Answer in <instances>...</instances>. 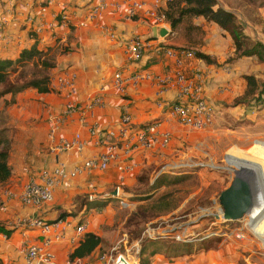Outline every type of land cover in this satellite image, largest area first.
<instances>
[{
  "label": "crops",
  "instance_id": "obj_1",
  "mask_svg": "<svg viewBox=\"0 0 264 264\" xmlns=\"http://www.w3.org/2000/svg\"><path fill=\"white\" fill-rule=\"evenodd\" d=\"M95 1L0 0V60H15L23 50H29L34 45L38 50L51 49L57 52L54 55L57 68L52 71L53 75H60L66 70H71L76 75L74 98L77 102L85 103L90 97L102 92L105 107L97 109L92 118L100 127L118 125L121 115L128 112L137 126L158 118L165 119L163 128L169 131L173 138L176 133L174 130L179 126L155 103L161 100L169 104L184 98L180 97L176 84L165 86L163 93L159 96L157 94L160 85L156 79L171 76L174 72L172 62L159 52V47L188 48L191 44L184 30L179 29L177 33L172 34L169 25L164 23L160 26L169 31V35L165 38L154 37V24L147 17V12L154 9L152 0H137L145 5L133 14L127 0H106L109 6L95 19L87 21L86 13ZM217 1L221 8L234 16L242 34L251 48L255 49L248 55L236 57L234 42L227 31L201 17L194 18L192 24L200 31L194 50L211 59L212 63L208 64L195 57L185 69V75L194 82L195 71L200 73L202 94L214 112V122L216 119L222 120L224 116L236 119L242 116L251 117L249 113L252 117L258 114L259 119L264 113V0ZM40 2L47 7L44 13L40 11ZM163 3L162 1L161 4ZM61 11L70 15L67 26L54 20ZM136 37L147 41L148 47L139 62H131L127 58V48L130 41ZM116 72H120L123 78L128 80L123 92L111 86L112 76ZM140 73H148L151 79L137 83L129 80ZM245 77L254 78L258 87V94L255 96L259 95L262 99L261 106H253L250 99L238 100L246 90ZM52 95H48L51 97L48 111L51 113L48 117L61 113L65 106L63 95L57 92ZM247 103H250V106L246 108ZM246 109H250L248 114ZM7 128L11 131L8 139V165L11 166V158L17 154L18 167L14 171L10 168L11 176L4 184H8L15 194H19L28 179L36 176L41 169L51 168L65 160L72 161L73 158L79 160L74 154L59 157L48 151L49 122L48 125H7ZM76 129L72 122H68L63 126L62 132L71 134ZM166 148L136 154L133 160L136 169L149 161L156 162L157 159L164 158L162 153ZM97 151L89 144L83 156H94ZM106 175L119 178L113 169L80 174L56 187L53 201L39 208L24 206L17 197L6 199L1 192L0 224L9 233L8 236L0 233L1 263L26 264L24 245L39 244L43 237L36 228L24 229L17 226V221L36 217L47 223H60L51 233L52 239L57 234L62 235L51 247L54 253L52 264H102L103 255L109 254L119 239L112 243V240L105 236L104 226L109 222L95 211L96 207L101 206L102 200L88 203L85 194L93 188L102 187L107 180ZM78 225L84 226V234L91 233L99 237L101 243L90 255L70 261L69 255L84 235L80 236L77 242H71ZM106 251L108 252L105 253ZM181 259L179 255L165 257L156 252L147 256L146 264H179Z\"/></svg>",
  "mask_w": 264,
  "mask_h": 264
},
{
  "label": "rangeland",
  "instance_id": "obj_2",
  "mask_svg": "<svg viewBox=\"0 0 264 264\" xmlns=\"http://www.w3.org/2000/svg\"><path fill=\"white\" fill-rule=\"evenodd\" d=\"M30 69L28 65L25 71ZM20 70L21 68L18 72ZM51 74L55 76L53 72ZM49 94L55 95V91ZM48 95H41L28 88L14 98L11 95L4 96L0 100V129H4V136L9 139L11 135L7 125H48V115L51 113L48 112L51 98ZM250 100L255 107L262 104L259 95ZM249 106L250 103H247L246 108ZM249 111L250 109H246L247 114ZM249 116L252 117L250 113ZM257 116L259 115L252 118L242 116L238 119L224 116L222 120L216 119L210 128L200 132L176 127L175 135L162 153L164 158L144 163L132 174L124 176L122 182L120 176L114 178L106 175L107 180L102 187L93 188L85 194V200L87 201L88 195L101 200V197L110 195L117 187L120 195H125L124 205L120 204L122 197H106L101 201V206L95 208L109 222L104 226L107 239L115 243L122 239V235H126L129 240H135L141 238L146 227H165L173 223L193 221L201 215V210L210 208L218 200L221 192L229 186L233 174L241 171L246 172L256 185L258 207L255 213L247 216L249 220L232 225L233 235L228 239L214 237L205 242L194 241L189 244L145 239L141 246L148 245L150 241L156 242L157 252L165 257L179 255L182 258L179 264H264V212L261 211L264 207V113L259 119ZM17 163L15 154L11 158V170L17 169ZM186 164L196 167L191 170L183 169L176 176L165 174L155 178L163 168ZM162 179L170 184L165 185L163 182L156 187V183ZM6 188L10 189V186L0 184V193ZM164 195H168L167 200L160 202V197ZM172 208L174 211L170 214L165 213ZM209 223L210 219L203 218L197 224L188 226L185 236L202 233ZM238 231L245 238L237 239L235 234ZM199 238L200 236L197 239ZM151 249L152 247L146 249L143 259L147 258ZM143 259L140 264H144Z\"/></svg>",
  "mask_w": 264,
  "mask_h": 264
},
{
  "label": "built area",
  "instance_id": "obj_3",
  "mask_svg": "<svg viewBox=\"0 0 264 264\" xmlns=\"http://www.w3.org/2000/svg\"><path fill=\"white\" fill-rule=\"evenodd\" d=\"M131 7V14L134 11L141 10L144 2L137 0H127ZM167 0H152L154 9L147 12V17L154 26L165 23L164 16L158 13L161 2ZM108 5L106 0H96L86 13L85 20L92 21ZM40 11L46 12V6L39 4ZM60 25L67 26L70 22V15L64 12L54 17ZM148 47L147 41L138 37L133 38L127 48V58L131 62H139L143 57L144 50ZM159 52L172 62L173 75L166 76L163 79H156L160 89L159 94L163 93L164 87L176 84L180 90V97L184 98L173 101L169 104L157 100L155 105L160 107L167 114V117L175 120L177 125L189 131L200 132L210 128L214 123V112L203 97V86L200 82V73L195 71V81L193 82L185 75V69L189 66L191 60L195 59L194 53L185 49H173L168 47H159ZM76 75L71 70H66L60 75L52 76L50 79L51 88L63 95L65 106L61 113L50 115L48 117L49 130L47 134L48 151L56 156L77 155L79 160H65L51 168L41 169L36 176L30 177L24 184L19 194H15L11 189L6 188L2 191L3 197L12 199L17 197L24 206L39 208L53 201L54 190L67 180L74 179L78 175L94 172H106L113 169L120 176V182L124 176H128L136 169L134 156L138 153L152 151L154 149H163L169 146L171 142V133L163 128L165 119H156L142 126L134 125L128 112H124L119 124L114 127L102 128L97 122L92 120L95 111L105 107V98L102 92L90 97L85 103H79L75 100ZM148 73H140L129 80L132 83L150 80ZM128 83L120 72L112 76L111 86L117 91H124V86ZM103 91V90H101ZM72 122L77 129L71 133H65L63 126ZM82 131H85L83 133ZM96 148L98 151L94 156L85 158L83 155L88 145ZM82 157V158H81ZM69 161V162H68ZM191 166V167H188ZM196 165H171L163 168L155 178L160 175L176 176L181 174L183 169H193ZM119 183V182H118ZM114 193V194H113ZM110 195L101 197V200L108 198L121 199L120 204L126 203L125 195H120L119 187ZM120 197V198H119ZM96 197L88 195L87 202L96 201ZM202 213L193 221L185 223H173L165 227H146L141 238L128 242L126 235L112 248L109 254L103 255L102 264H140L141 244L145 239L150 240H171L177 243L189 244L194 241L205 242L208 239L216 237L219 239H228L233 235L232 225L234 223H222L211 216V209L201 210ZM203 218L210 219L206 230L200 234H190L185 236L187 227L197 224ZM246 219L236 223L243 224ZM59 222L47 223L40 218H23L17 221V226L24 229L36 228L43 237L39 244L24 245V260L26 264H52L54 253L51 249L53 242L59 241L62 235H55L51 238V233L57 229ZM248 225V223L246 222ZM62 231V230H61ZM60 231V232H61ZM243 231V230H242ZM75 237L71 242H77L79 237L85 233L83 225L75 228ZM200 236L199 239H197ZM237 239L245 238L241 231L235 234ZM121 250V251H120Z\"/></svg>",
  "mask_w": 264,
  "mask_h": 264
},
{
  "label": "trees",
  "instance_id": "obj_4",
  "mask_svg": "<svg viewBox=\"0 0 264 264\" xmlns=\"http://www.w3.org/2000/svg\"><path fill=\"white\" fill-rule=\"evenodd\" d=\"M158 13L164 16L165 23L169 25L172 34L177 33L179 29L184 30V34L191 45L188 48L180 47L179 49L192 51L196 58L208 64H211L212 60L194 50V44L198 42L200 35L199 28L192 24L194 18L201 17L205 21L212 22L222 30L227 31L234 42L236 57L248 55L255 49L254 47L251 48L250 43L242 34L234 16L221 8L217 0H167L160 5ZM55 53L51 49L38 50L36 45H34L29 50H23L15 60H0V100L6 95H11L14 98L16 94L28 88L36 90L39 94L53 92L54 90L50 86V79L52 77L51 72L55 68ZM28 65H30L31 69L26 72ZM19 68L21 70L18 72ZM17 72L18 74L14 76ZM245 81L247 86L243 96L240 98L241 101L253 98L258 91L253 77H245ZM3 133L4 129H0V184L6 183L11 176V170L8 165L10 142ZM164 180L162 179L156 183V187L161 183L163 184V182L165 183ZM177 181H180V179H177ZM169 184V181L165 183V185ZM167 198L168 195H164L159 200L160 202H165ZM172 211H174L173 208L165 213L170 214ZM130 222L131 220H129ZM0 233L6 236L9 235L1 224ZM132 241L134 239L129 240L128 238L129 243ZM100 243L101 239L96 235L91 233L84 234L78 246L69 255V260L72 261L90 255ZM156 244V242L150 241L148 245L143 246L140 258L143 259L142 256L149 247H152V249L148 252V256L154 255L157 252ZM143 263H147V258L143 259ZM0 264H2L1 261Z\"/></svg>",
  "mask_w": 264,
  "mask_h": 264
},
{
  "label": "water",
  "instance_id": "obj_5",
  "mask_svg": "<svg viewBox=\"0 0 264 264\" xmlns=\"http://www.w3.org/2000/svg\"><path fill=\"white\" fill-rule=\"evenodd\" d=\"M152 34L154 37L165 38L169 31L158 25L153 27ZM255 187L246 172H235L229 186L210 206L212 218L222 223H238L251 216L258 207Z\"/></svg>",
  "mask_w": 264,
  "mask_h": 264
},
{
  "label": "bare ground",
  "instance_id": "obj_6",
  "mask_svg": "<svg viewBox=\"0 0 264 264\" xmlns=\"http://www.w3.org/2000/svg\"><path fill=\"white\" fill-rule=\"evenodd\" d=\"M261 211H263L264 212V207L262 208V210ZM246 221H247V219H246Z\"/></svg>",
  "mask_w": 264,
  "mask_h": 264
}]
</instances>
